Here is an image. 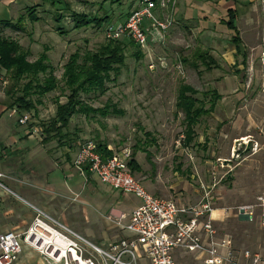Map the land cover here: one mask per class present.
I'll return each instance as SVG.
<instances>
[{"label": "rangeland", "instance_id": "1", "mask_svg": "<svg viewBox=\"0 0 264 264\" xmlns=\"http://www.w3.org/2000/svg\"><path fill=\"white\" fill-rule=\"evenodd\" d=\"M53 1L60 4L53 5ZM32 2L34 6L40 5L36 11L39 21L25 20L19 31L0 27V35L18 42L29 62L46 52L52 75L61 87L63 66L68 57L75 52L83 54L97 50L105 41L104 28L107 25L99 29L90 26L72 30L68 13L61 11L64 8L62 3L68 4L75 13L91 17L106 15L110 18L109 24H118L138 6L140 0H121L114 5L102 3V0ZM213 3V0H207L200 7H181L183 21L181 17L173 16L167 32L159 36L153 34L147 46L140 49L143 54L140 58L136 54L138 47H130L125 41V65L119 76L106 83L102 95L81 96L91 108L111 105L121 114L107 117L78 115L63 130L66 139L44 142L43 125L53 118L56 102H65L66 92L54 90L41 97L31 95L35 111L26 112L29 116L26 129H41L40 134L32 135L39 140L38 152L34 150L28 161L29 183L20 185L22 193L16 189L13 194L7 193V199L15 209L33 215L28 229L37 215L33 205L41 202L51 210L72 212V218L77 222L75 225L96 232L102 230L106 239L96 244L95 240L86 241L115 257L111 247L124 240L125 234L116 225L114 217L119 209L125 212L137 206L139 201L130 194L119 195L100 184L95 177L81 176L73 168L72 160L79 145L87 140H98L114 154L125 153L129 158L134 154L141 172L134 173L133 177L152 196L184 206H194L205 195L209 197L212 208L224 216L215 225L218 235L235 233V250L264 255V228L258 223L240 224L234 211L236 207L255 204L256 198L264 195V70L260 61L264 39L258 37L260 30L264 29L263 10H252L256 19L252 25L248 17L250 10H236L235 26L240 41V52L237 53L231 43L232 33L222 24L227 10L215 8ZM24 10L21 7L20 13ZM172 12L173 9L159 7L156 16L160 14L159 18L165 19L170 14L172 16ZM19 15L14 12L11 20L14 22ZM56 15L64 17L59 24L64 35H58L55 30ZM8 17L12 16L1 19ZM252 27L258 30L257 34ZM199 54L212 58L214 63L210 68L198 59ZM6 82L7 77L2 71L0 89L3 91ZM181 85L194 89L196 98L204 101L206 109L212 95L220 98L213 112L199 119L194 127L193 140L187 147L184 146L183 115L176 108L177 90ZM6 102L10 104L12 101L6 97ZM240 140L250 145L256 143L257 149L241 154L239 160H231V149ZM41 161L42 165L39 164ZM36 180H42L44 185L33 183ZM69 204L74 208H69ZM40 211L46 215L41 219L49 228L75 240L76 245L85 250L84 258L98 257L92 248L63 230L79 236L78 229L73 230L58 222L52 213ZM82 214L89 222H84ZM23 247L29 248L45 264H74L68 256L59 263L44 257L42 252L47 245L42 246V251L24 243ZM52 250L48 246L47 252ZM103 261L113 264L110 259L103 258ZM176 263L197 264L192 256L182 255L177 256Z\"/></svg>", "mask_w": 264, "mask_h": 264}, {"label": "built area", "instance_id": "2", "mask_svg": "<svg viewBox=\"0 0 264 264\" xmlns=\"http://www.w3.org/2000/svg\"><path fill=\"white\" fill-rule=\"evenodd\" d=\"M175 2L176 0H140L123 23L105 26V39L116 41L125 38L139 49H144L153 34H165L172 24L173 12L172 16L170 14L165 19H160L156 16L157 9L169 6L172 10ZM260 61L264 70V50ZM8 117L15 118L19 126L28 125L29 116L26 113L20 114L16 109H11ZM27 130L29 135L42 132L35 127ZM256 149V143L250 145L241 140L235 142L230 152L231 160H239L241 154L255 152ZM128 159L129 156L125 153L113 154L112 157L103 159L97 153L96 144L87 140L79 145L72 160L73 168L81 176L88 173L110 189L130 194L139 201V205L127 217L121 215L116 220V225L128 237L111 247L115 257L91 247L99 257L110 259L113 264H135L140 259L147 264H177L178 255L192 256L197 264H264V255L248 250L237 251L229 236L218 235L212 216L216 209L212 208L209 197L205 195L194 206L178 205L170 200L156 198L133 177L127 166ZM234 211L236 217L243 218L247 223L258 219L260 227L264 228V195L257 197L255 204L239 206ZM41 216L37 214L32 226L22 235L13 232L0 234V264H14L23 243L35 246L40 237L37 229L48 227ZM124 219L127 222L122 224ZM56 235L69 243L68 250L73 251L77 258L76 261L72 259L74 264H96L90 254V258H84L85 250L68 237L57 231ZM47 249L48 246L42 253L44 257L50 258L46 254ZM38 250L42 251V247Z\"/></svg>", "mask_w": 264, "mask_h": 264}, {"label": "trees", "instance_id": "3", "mask_svg": "<svg viewBox=\"0 0 264 264\" xmlns=\"http://www.w3.org/2000/svg\"><path fill=\"white\" fill-rule=\"evenodd\" d=\"M56 3L60 4L57 1L51 2L53 5H56ZM102 3L114 5L121 3V0H102ZM62 4L64 8L61 11L68 13L71 19L72 30L78 31L90 26L94 29H99L103 25L110 23L109 16L91 17L87 14L75 13L70 10L68 4L64 2ZM36 11L37 7L25 8L24 15L19 16L14 22L0 21V27L19 31L20 26L25 20L31 23L39 21ZM236 13V10L228 9L226 11V20L222 24L232 33L231 43L238 53L240 52V41L235 26ZM129 14H127V17ZM63 18L61 15L54 17V22L57 25L55 30L58 35H64L65 33L59 26ZM125 41L128 42L127 45H130V47L134 46L125 38L116 41L105 39L104 43L95 51H86L83 54L79 52L71 54L63 66L60 80L61 87H59V81L52 75L53 70L48 63L49 60L46 52L41 53L35 61L29 62L26 52L22 50L18 42L0 35V70L7 77L6 87L3 93L12 101L8 105V109H16L18 113H29L35 111L31 95L41 97L54 90L66 92L64 96L65 102L63 104L56 102L53 118L46 126L43 125L42 133L46 136L44 142L55 139L60 142L66 139L63 130L67 129L70 120L78 115L88 117L98 114L101 117H107L108 115L121 114L111 105H106L100 109L91 108L81 100V96L92 94L102 95L105 91L106 83L114 81L119 76L121 69L125 65ZM136 54L137 58L143 56L139 48H137ZM198 59L204 65L208 66V68L214 63L212 58L206 54H199ZM41 76L42 78H40ZM23 81L26 82L21 84ZM196 94L197 92L187 85H181L177 90L176 108L183 115L182 123L185 128L184 146L186 147L193 140L194 127L198 124L199 119L203 116L210 115L215 108L216 101L220 99L218 96L212 95V98L208 101L210 105L206 109L204 101L198 100L195 96ZM68 142L69 140H66V143ZM94 143L96 144L97 153L103 159L113 156L114 153L105 143L98 140ZM127 166L132 175L141 172L140 166L134 160L133 153L128 159Z\"/></svg>", "mask_w": 264, "mask_h": 264}, {"label": "crops", "instance_id": "4", "mask_svg": "<svg viewBox=\"0 0 264 264\" xmlns=\"http://www.w3.org/2000/svg\"><path fill=\"white\" fill-rule=\"evenodd\" d=\"M28 1L26 0L24 2V0H0V21H12L11 19L14 17V12L20 14L19 16L24 15L25 10L22 11L23 12L22 14L20 13L21 7H24L25 9L26 7L30 8V7L40 6L38 3L35 4L34 6V3L32 2L34 0H28ZM40 2H44V0H40ZM205 2H207V0H176L173 7L174 10L173 14L174 16L176 15L177 18L178 16L181 17L182 16L181 7L191 8V6L195 7V5L200 7L201 4ZM213 2L214 3L212 4V6L218 9L224 8L226 10L228 9L250 10L249 12L250 14L248 15L249 21L251 22L250 25H252L256 21V19L253 17L252 10H263V12H261V20H264V3H262L261 0H225V2H222L221 0H213ZM168 9L171 10L169 6L165 8V10ZM5 16H12V17L10 18L8 17L9 19L8 18L1 19L4 18ZM180 20L183 21V17H181ZM260 31L261 32L258 35V37L264 39V29ZM253 32L257 34L258 30L256 28H253ZM0 75H2V71L0 72ZM8 105L9 104L6 102V96L3 93V89H0V175L2 176L0 178V234L5 232H13L15 234L22 235L28 229L29 223L33 215L31 213L22 214L17 209H15L13 207L12 202H10L7 199V193H12L13 189H16L17 192L22 193V188L20 185L23 182L25 184L29 183V178L27 174L28 161L31 157H33L34 150L38 152L37 144L39 140L36 138V136L29 135L26 127L19 126L16 123L15 119L8 117V113L10 111V109H8ZM38 163L37 165L40 166L42 165L43 162L41 161L39 163L40 165ZM37 178L39 179V177ZM40 178H42V175L40 176ZM33 183L35 184L40 183L39 186L41 187L44 185L43 184L44 182L42 180L41 182H39V180L38 181L36 180L33 181ZM110 190L113 192H117L112 189ZM117 193L119 195L124 194L120 192ZM40 203L36 202L35 205H33V208L37 212V214H41L43 217H46V215L40 211V209L41 210L43 209L45 213L46 212L49 214L52 213V215H54L53 217H55V220H57L58 222L72 228L73 230L78 229L79 236L69 232L68 230L62 227L63 230L67 232L70 236L79 239L80 241H82V243L88 245L90 248L93 247L94 245L92 246L90 242L88 243V241L86 240H95V244H96L97 241H102L103 239H106V234L101 233L102 230L96 232L87 227H81L80 225H75L77 222H75L74 219L72 218L73 217L72 212L67 213V212H61L60 210L59 211L51 210L47 208L46 205ZM137 206L131 207L125 212L124 211L122 212L119 209L120 211L119 210H118L119 212L117 211L118 215L115 216L114 219L117 220L121 215L127 217ZM68 207L74 208V206L70 204L68 205ZM212 216L215 220L214 226L216 225L217 222L220 221L221 217H224L221 216V214L217 210L214 211ZM82 217L83 219L85 218L83 214ZM235 218L238 220L240 224L243 225H249L253 223L259 224L258 219H256V221L253 223H247L243 218H239L236 216ZM84 220H85L84 222H89V220H87L86 218ZM123 221L127 222V219L126 220L124 219ZM122 232L125 234V238H127L128 237L127 233L125 231ZM229 237L234 246V244L237 241V234L232 233V235H230ZM70 240L75 243V240L71 238ZM43 261L44 260L39 259L35 254H33L29 250V248L26 249L23 247L21 248V253L19 254L17 261L14 264H45ZM95 261L96 264H103L102 257L98 256L97 258H95ZM124 261H127V259H124ZM135 264H147V263L144 260L140 259L137 260Z\"/></svg>", "mask_w": 264, "mask_h": 264}, {"label": "bare ground", "instance_id": "5", "mask_svg": "<svg viewBox=\"0 0 264 264\" xmlns=\"http://www.w3.org/2000/svg\"><path fill=\"white\" fill-rule=\"evenodd\" d=\"M39 232V239L35 246L37 248L42 247L44 245L51 246L53 250L48 251L46 254L52 258L55 262L59 263L67 256L70 260L76 261V255L73 251L68 250L69 243L62 241L57 235L56 231L49 227H40L37 229ZM71 254V255H70ZM67 264V263H66Z\"/></svg>", "mask_w": 264, "mask_h": 264}]
</instances>
